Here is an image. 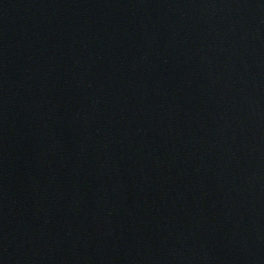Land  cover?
<instances>
[{
	"label": "water",
	"instance_id": "obj_1",
	"mask_svg": "<svg viewBox=\"0 0 264 264\" xmlns=\"http://www.w3.org/2000/svg\"><path fill=\"white\" fill-rule=\"evenodd\" d=\"M3 264H264V0H0Z\"/></svg>",
	"mask_w": 264,
	"mask_h": 264
}]
</instances>
